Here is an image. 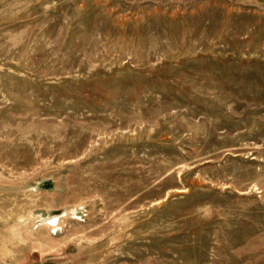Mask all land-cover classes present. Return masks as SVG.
I'll return each mask as SVG.
<instances>
[{
	"label": "rangeland",
	"instance_id": "1",
	"mask_svg": "<svg viewBox=\"0 0 264 264\" xmlns=\"http://www.w3.org/2000/svg\"><path fill=\"white\" fill-rule=\"evenodd\" d=\"M0 264H264V0H0Z\"/></svg>",
	"mask_w": 264,
	"mask_h": 264
}]
</instances>
